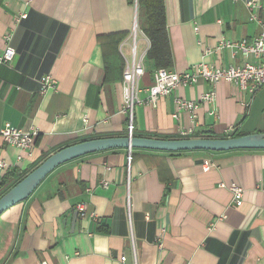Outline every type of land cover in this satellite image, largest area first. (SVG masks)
<instances>
[{"label": "crops", "instance_id": "obj_1", "mask_svg": "<svg viewBox=\"0 0 264 264\" xmlns=\"http://www.w3.org/2000/svg\"><path fill=\"white\" fill-rule=\"evenodd\" d=\"M254 1L259 21L247 0H164L171 69L256 62L253 54L218 48L260 33L264 0ZM144 24L138 0H0V54L7 33L17 52L0 65V127L37 130L28 152L0 138L7 164L0 182L66 146L128 136L119 67L121 59L125 68L132 63L135 41L146 69L139 93L145 100L154 72ZM113 35L122 37L115 50L106 41ZM46 75L56 86L42 93ZM211 90L215 99L203 102L195 118L186 111L174 116L177 97L199 101ZM189 128L218 138L264 132V85L250 94L232 82L202 81L135 109L133 135L166 139ZM206 160L214 163L208 171ZM221 182L243 188L242 206ZM81 203L86 215L74 223ZM0 264H264V149L118 148L69 161L0 216Z\"/></svg>", "mask_w": 264, "mask_h": 264}, {"label": "built area", "instance_id": "obj_2", "mask_svg": "<svg viewBox=\"0 0 264 264\" xmlns=\"http://www.w3.org/2000/svg\"><path fill=\"white\" fill-rule=\"evenodd\" d=\"M246 6L251 12V18L259 21L258 11L260 10L261 5L254 0H247ZM11 38L12 36L10 33L4 35L6 46L0 54V65L11 62L17 53L15 48L9 44ZM223 47L239 49L245 55L253 54L256 58V62H246L239 66L220 67L207 61H202L182 72L165 67L158 68L154 72L153 83L147 88L148 97L143 100L139 97L141 91L140 82L141 78L146 73V69L143 61L136 59L134 41V58L132 63L126 66L123 75L124 100L122 111L128 118V135L132 136L135 130V109L137 105L143 103L154 105L161 97L175 93L182 85L194 84L202 81L211 84L226 81L237 84L243 91L250 94H254L259 88H261L264 85V26L260 33L251 41L242 40L240 42H233L230 40H223L218 48ZM209 53L210 50H207L206 55ZM40 81L42 93L56 86V79L52 75L43 76ZM215 96L216 92L211 90L203 93L199 101L186 100L177 97L175 100L176 114H174V116L179 117L181 112L186 111L191 114V118H195L196 111L201 104L203 102H212L215 99ZM192 133L193 128L180 130V136L182 137L189 136ZM36 135V129L24 130L13 127L10 124L0 127V138L16 146L22 152H28L32 149ZM130 159L131 157H129V160ZM212 166H214V163L210 160H206L204 161L202 168L204 171H208ZM6 167V162L0 157V172L5 170ZM220 186L227 187L232 191L235 206L240 207L243 205L244 190L241 186L236 183L227 184L225 182H221ZM77 209L81 215H86V204H79ZM162 231H165V229L162 228ZM121 260L125 261L126 257L122 256Z\"/></svg>", "mask_w": 264, "mask_h": 264}, {"label": "water", "instance_id": "obj_3", "mask_svg": "<svg viewBox=\"0 0 264 264\" xmlns=\"http://www.w3.org/2000/svg\"><path fill=\"white\" fill-rule=\"evenodd\" d=\"M118 148H126L129 151L132 149H148L165 152L264 149V132L227 138L192 137L161 139L128 135L81 141L61 148L51 154L15 186L3 194L0 197V216L12 206L28 199L45 178L59 166L88 154ZM78 215L79 211L76 210L74 213V223Z\"/></svg>", "mask_w": 264, "mask_h": 264}, {"label": "trees", "instance_id": "obj_4", "mask_svg": "<svg viewBox=\"0 0 264 264\" xmlns=\"http://www.w3.org/2000/svg\"><path fill=\"white\" fill-rule=\"evenodd\" d=\"M138 3L141 8H143L145 13V24L143 27V31L147 36L150 46L146 53V61L149 65V70L151 72H155L156 69L165 67L171 69L173 65V56L170 46V40L167 31V24H166V15H165V8H164V0H138ZM107 40L111 41L113 49H117L118 45L122 41L121 36H109ZM122 58V57H121ZM124 68L125 63L123 59L120 60V67L119 71L121 73V80L123 79L124 75ZM110 71H107L106 79H109ZM134 136L143 137L142 135L138 134ZM241 136L240 134H231L229 137H238ZM192 137H204V138H218L211 132H205L202 134H194L192 133L189 136L182 137L177 136L174 138H166V139H176V138H192ZM227 138V137H224ZM185 151L180 152H172V153H182ZM48 156L45 155L41 159L37 160L31 169L26 170L23 173H19L13 181H8L6 176L2 178L0 182V197L5 194L9 189L15 186L21 179H23L29 172L35 169L38 165H40Z\"/></svg>", "mask_w": 264, "mask_h": 264}, {"label": "rangeland", "instance_id": "obj_5", "mask_svg": "<svg viewBox=\"0 0 264 264\" xmlns=\"http://www.w3.org/2000/svg\"><path fill=\"white\" fill-rule=\"evenodd\" d=\"M143 87L141 84H140V88ZM142 89V88H141Z\"/></svg>", "mask_w": 264, "mask_h": 264}]
</instances>
